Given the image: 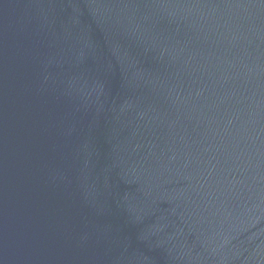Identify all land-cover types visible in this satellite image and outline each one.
I'll return each mask as SVG.
<instances>
[{
  "label": "water",
  "instance_id": "95a60500",
  "mask_svg": "<svg viewBox=\"0 0 264 264\" xmlns=\"http://www.w3.org/2000/svg\"><path fill=\"white\" fill-rule=\"evenodd\" d=\"M0 264H264V0H0Z\"/></svg>",
  "mask_w": 264,
  "mask_h": 264
}]
</instances>
